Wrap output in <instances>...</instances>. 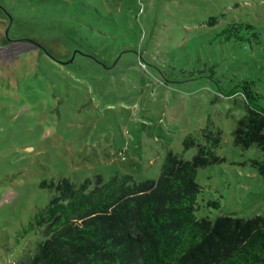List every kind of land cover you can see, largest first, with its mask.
Returning <instances> with one entry per match:
<instances>
[{"label":"rangeland","instance_id":"obj_1","mask_svg":"<svg viewBox=\"0 0 264 264\" xmlns=\"http://www.w3.org/2000/svg\"><path fill=\"white\" fill-rule=\"evenodd\" d=\"M0 7L13 17L7 34L0 13V264H20L41 240L40 229L21 234L55 194L44 181L157 180L168 152L191 160L197 145L212 149L218 133L217 161L197 175L198 218L264 216V175L255 164L264 153L235 146L233 137L246 114L245 82H254L264 107V0H0ZM217 15L219 24L208 27ZM232 22L258 28L260 44L220 35ZM75 51L72 63L57 62ZM187 137L196 143L189 150Z\"/></svg>","mask_w":264,"mask_h":264},{"label":"trees","instance_id":"obj_2","mask_svg":"<svg viewBox=\"0 0 264 264\" xmlns=\"http://www.w3.org/2000/svg\"><path fill=\"white\" fill-rule=\"evenodd\" d=\"M41 8L44 13H56L51 6ZM9 12L0 8L10 22ZM217 24L218 15L206 22L210 28ZM222 34L227 40L256 39V44L262 38L254 25L238 22L225 25ZM107 45L111 44L107 41ZM244 84L246 114L233 132L234 144L241 149L256 145L264 153L262 95L254 82ZM211 139L212 149L197 145L191 160L168 152L157 180L137 183L122 175L104 181L97 175L80 185L67 178L44 181L41 187L55 194L23 229V238L36 229L43 233L35 251L20 264H264L263 215L216 221L197 216L198 171L217 161L214 149L221 133ZM193 146L194 139L187 137L185 150ZM255 164L264 175V161Z\"/></svg>","mask_w":264,"mask_h":264},{"label":"water","instance_id":"obj_3","mask_svg":"<svg viewBox=\"0 0 264 264\" xmlns=\"http://www.w3.org/2000/svg\"><path fill=\"white\" fill-rule=\"evenodd\" d=\"M0 8H2V7H0ZM3 9V8H2ZM11 24H12V20L10 21V24H9V27H8V29H7V34H8V32H9V29H10V27H11ZM29 46V48H34V46L32 45H28ZM79 52L78 51H75L74 53H73V58L69 61V62H59L58 60H57V62L58 63H60L61 65H68V64H70V63H72L73 61H74V59H75V57H76V55L78 54Z\"/></svg>","mask_w":264,"mask_h":264}]
</instances>
